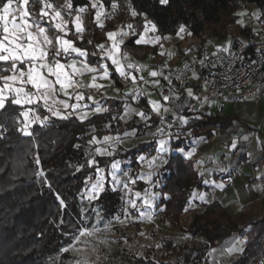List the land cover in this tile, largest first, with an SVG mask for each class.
<instances>
[{
	"label": "trees",
	"instance_id": "trees-1",
	"mask_svg": "<svg viewBox=\"0 0 264 264\" xmlns=\"http://www.w3.org/2000/svg\"><path fill=\"white\" fill-rule=\"evenodd\" d=\"M101 2L106 8H111L113 0ZM72 3L74 8L88 6L85 29L92 36L93 43L81 42L75 36L69 38L89 53L96 50L95 45L101 43L105 33L113 29L114 23L128 9V0H117L118 12L100 28L95 22V11L90 9L89 0H72ZM131 4L138 13L146 14L161 34H176L180 26L184 25L189 27L194 37L202 40H206L203 36L205 30L223 22V16L233 11L235 5H255L264 17V0H168L166 4L160 3V0H131ZM132 20L136 35H131L124 43L123 51L136 60L149 61L150 56L158 55L157 48L135 44L143 31L144 16L137 15ZM226 27L222 28V37L228 32ZM70 29L74 31L73 27ZM89 60L95 64L99 56L90 55ZM110 70L116 86L126 92L118 74L114 69ZM102 103L109 108L108 112L93 114L83 123L75 117L67 120L54 118L52 126L47 129L36 128L34 137L27 139L19 132L16 121L20 107L6 105L4 110H0V264H57L55 257L62 248L71 244L78 232L89 225L82 218L84 206L81 201L88 177H95V167L86 164L93 148L89 141L93 135L103 139L105 135L124 134L133 129L139 132V128L146 126L142 122L139 125L132 123L126 127L128 130L124 128L120 131L124 124L118 117L123 115L127 102L110 97L102 99ZM238 121L239 118L222 114H203L191 118L185 127L179 129L181 134L178 136V129L174 131L172 151L166 156V163L152 182L155 184L153 190L161 194V209L157 212L160 222L181 226L185 208L193 200L195 192L208 188L197 168V161L174 151H189L193 147V138L211 140L216 135L229 134ZM150 124L158 126L156 121ZM185 132L191 135H184ZM155 150L153 139L124 149L112 161L102 157H98L97 161L99 167L109 171L114 160H132L137 165L139 156H151L156 153ZM37 157L39 165L36 164ZM38 172L44 175H37ZM138 174L135 172L132 175L136 177ZM137 187L141 190L150 189L141 180H137ZM121 197L119 190L108 191L93 204L99 206L105 218L109 219L122 214ZM60 199L64 201V206H61ZM204 207L205 211L196 214L189 226L183 229L193 242L174 245L168 241L164 258L176 256L189 263L201 264L207 260L209 252L222 245L226 239L245 235L247 243L243 253L230 264H259L258 259L264 248V214L250 223L251 228L246 232V227L240 224L245 214L235 219L218 202L206 203ZM129 264L165 263L152 258L135 257Z\"/></svg>",
	"mask_w": 264,
	"mask_h": 264
},
{
	"label": "snow or ice",
	"instance_id": "snow-or-ice-1",
	"mask_svg": "<svg viewBox=\"0 0 264 264\" xmlns=\"http://www.w3.org/2000/svg\"><path fill=\"white\" fill-rule=\"evenodd\" d=\"M36 2L37 0H0V110H4L6 105H16L23 109L19 114L23 116L24 124L19 130L25 136L33 135L32 131L29 130L32 125L39 123L42 127L46 126L52 118L67 120L75 117L83 123L92 114L108 112V107L96 100L90 91L86 95L85 90L101 91V89L111 87L118 95L121 94V89L116 87V81L113 79V72L110 69H114V72L125 83L131 81L132 87L123 92L125 101L130 98L133 102H139L141 97L146 94L151 95V93L145 92L141 84L148 85L151 83L152 86H160L159 80L149 81L142 75L137 76L134 74L142 72L146 66L132 61L127 52H121V46L124 44L125 38L129 35H136L133 24L128 23L126 25L127 30L120 28L117 31L107 32L105 35L107 40L111 42L110 46L103 43L98 44L95 45L96 50L89 53L86 48L78 47L75 41L69 38L75 36L76 39L83 41L85 33L84 14L89 11L88 6L74 8L72 0H65L64 4L59 6L54 0H39L41 8L37 14L29 10L35 6ZM167 2L168 0H160L162 4ZM89 3L92 9H96L95 22L100 28H103L104 22L101 18L105 16L104 5L101 0H89ZM118 7L117 0H113L111 4L113 11L115 12ZM127 7L131 17L144 16L143 33L135 40V44H152L154 46L158 43L162 39L159 35L146 39L149 32L155 33L157 31V26L147 19L146 14L138 13L131 4V0H128ZM244 14L240 13L239 15ZM253 15L257 19L259 18V13ZM107 18H111V15L109 14ZM70 23L74 31L69 28ZM184 32L185 26L181 25L178 35ZM188 35H191V32ZM163 39H168V37H163ZM92 43L91 40L88 41V44ZM220 50L218 48V51ZM223 50L227 51V48ZM90 55H98L99 60L95 64L90 62ZM160 55H164V53L161 52ZM201 63L203 64V61ZM185 69H188L187 64H185ZM86 75L90 76L88 82L84 81ZM149 75L153 78L163 76V79L167 80L169 85L167 95L164 94L161 86L160 95L163 103L151 99L148 101L152 112L160 117V124L163 125L153 133L154 136L160 137L156 141L158 145L156 148L157 155L150 159L140 157V160L146 164L148 169H153L159 167L160 163L164 162L162 157L172 151L169 147V141L173 133L166 132V129L172 128L175 120H179L182 125H186L188 121L169 106L170 101L174 103L180 100L178 91L174 89L172 80L169 78L171 73L163 75V70H152ZM193 76H196L195 72H193ZM177 79H179V76H177ZM103 80L109 81L108 85L99 83ZM185 91L187 97L200 100V97L194 94L191 87L186 88ZM105 98L107 97L105 96ZM204 100L206 102L207 97ZM92 105L95 106L92 107ZM176 107H183V103ZM41 108L47 115L40 114L39 110ZM169 112L173 115V122L166 120V114ZM132 115L140 117L145 122L151 119L147 113L133 108L129 103H125L124 113L118 118L125 120L126 117ZM116 118L113 117V119ZM176 135L178 136L179 133H176ZM243 139L246 141L248 137L244 136ZM120 141L119 136L105 135L102 140L97 139L95 135L92 136L89 144L97 145V147L95 148V154H90L86 164L88 167H95V179L91 176L88 177L83 198L91 202L100 199L101 195L108 191L115 192L119 190L122 193L121 199L128 206L123 209L125 217L131 216V212L128 210L131 208L135 209L141 218L151 221L152 215L141 211V209L154 207L157 194L150 192L149 189H144L143 193L136 191L132 185H135L137 180H144L146 183L151 184L153 172H141L135 178L125 174L127 178H124L117 175L120 169V161H114L110 165V171L106 174L105 169L99 167V162L95 158V155H113L115 151L113 142L119 143ZM237 143V140L234 139L230 148L236 149ZM177 150L183 151L182 149ZM194 153L195 149L187 152L185 156L191 158ZM39 163L40 160L37 157L36 164L39 165ZM37 175L43 176L44 173L38 172ZM200 175H203V172ZM107 177H110V180ZM204 183H212L216 187L223 188V185L215 184V181L205 180ZM198 198L205 200V194H200ZM137 200H141L142 203L138 204ZM189 203L191 204V201ZM60 204L64 206L62 199H60ZM185 211H188V209L185 208ZM97 219H100L99 211H97ZM117 219L119 220V217ZM120 222L124 223L123 220ZM105 227L107 228L108 225ZM99 231L101 229L95 226L91 229L85 228L80 230L78 236L74 239L79 243L80 237L92 236ZM140 234L144 235L143 232ZM100 242L106 243V241ZM245 242L244 239L234 238L230 245L226 246V251L228 253L239 252L242 250L241 245ZM157 247H160V245H157ZM63 251L79 252L82 250L73 245L72 249L64 248ZM74 264H91V262L87 259L83 261L77 259Z\"/></svg>",
	"mask_w": 264,
	"mask_h": 264
},
{
	"label": "rangeland",
	"instance_id": "rangeland-1",
	"mask_svg": "<svg viewBox=\"0 0 264 264\" xmlns=\"http://www.w3.org/2000/svg\"><path fill=\"white\" fill-rule=\"evenodd\" d=\"M54 2L59 6L63 5L65 0H54ZM40 8L41 5L39 3V0H37L35 6L31 7L29 10L38 14ZM90 9H92L91 5ZM93 10L96 11V9ZM104 12L105 16H103L101 19L103 20L105 26L106 21L113 18L116 12H118V9L114 12L112 8H106L104 6ZM240 13L245 14L239 15ZM254 13H259L258 19L253 15ZM109 14L111 15V18H107ZM87 15L88 12L84 14V28L86 27L85 23ZM260 17H262V12L255 5L246 4L240 5V7L239 5H235L233 7V11H228L223 16V22L218 25H211L208 27V29L205 30L203 36L206 37V40L194 37L192 32L189 30V27L187 26H185V32L180 33L179 35V31L176 34L163 35L158 31L157 28V31L155 33L149 32L146 39L148 37H153L156 35L161 36L162 39L154 46L152 44L143 45L157 48L158 55H152L149 58V61L154 63L160 61L161 63L177 65L187 56L190 57V59L196 61L199 60L202 57L203 53L206 51H213L222 45L226 46L227 48H231L234 41L239 39L245 40L250 37V35L258 32L260 30ZM132 19L133 17H131L129 10L126 9L125 15L119 21L114 23L112 30L117 31L120 28H124L125 30H127L126 25L128 23L134 24V21ZM238 21H240V23H238ZM225 26H227L226 30L228 32L224 37H222L220 33ZM71 27L73 26L70 23L69 28ZM189 32H191V35H188ZM141 33H143V31ZM130 36L131 35L125 38L124 43L129 39ZM163 37H168V39H163ZM89 40L92 41V36L89 35L85 29L82 42H88ZM102 43L106 46H110L111 44V42L107 40L106 35L101 43L98 44ZM123 45L121 46L122 53L124 52L122 48ZM161 45H163V47H161ZM161 52H163L164 55H160ZM132 60L135 61L136 59L132 57ZM137 61L141 62L143 60L138 59ZM107 82L108 81L105 80V84ZM112 90L113 89L109 87V89L106 90L105 94L103 95L112 97L117 96V98L119 99L123 98V93L118 95L117 93H113ZM146 93H151L150 96L147 95L149 100L151 99L163 103L159 99L157 87L152 86V84L146 89ZM129 104H131V106L136 109L135 105H133L132 103ZM94 106L95 105H92V107ZM224 115L239 118V120L242 121V124L237 122L231 129V132L229 134L218 135L211 140L205 138H193L191 139L193 147H191L189 151L176 150L174 152H180L185 155L187 152L195 149V153L191 158L195 160L197 159L200 162V168H197L198 170H200V172H203L207 180L209 179L208 173L212 174L214 172H217L219 174V171H222L221 169H224V171L226 169L227 171H231L232 168L236 169L238 166H242V171L240 172L238 177H236V183L229 188L218 191V195H221L222 198H225L226 202L232 205L231 211L234 214V210H239L242 204L246 202V200H248L247 197L256 198L255 187H251L250 190L245 191L242 189L241 182L244 178L243 175L249 172L253 173L255 171V168L261 167V160L259 159L261 158L260 156L264 153V148L262 149V146L260 144L261 140L264 142V100L259 105H255L251 102L229 104L224 109ZM122 122L124 126L120 128V131L124 128L125 130H128L126 129V127H129L132 123H135L137 125L142 124L139 117L136 115L126 117L125 120H122ZM258 125H260V138L255 134ZM156 128L157 127L151 126V124H146V126L139 128V132L137 129H133L131 131L125 132L124 134L109 135L113 137L119 136L121 138V141L119 143L113 142V148L115 149L113 155H95L96 160L98 159V157H102L106 160L109 159L110 161H112V159L120 154L124 149H130L140 142L151 141L153 139H155L157 148L158 145L156 141L159 138H155L153 135ZM126 133L128 135H125ZM177 133L181 134V131H179L178 129ZM184 135L190 136L191 134L185 132ZM244 136H247L248 140L245 141L243 139ZM234 139L238 142L237 148L231 149L230 145ZM96 147L97 145H93V148L90 150L87 159L90 158V154H95ZM169 147L171 148V139L169 141ZM169 153H166L162 157L164 162L160 163L159 167L153 169H148L146 164L140 160V157L143 156L147 159H150L151 157L157 155V153L153 155L151 154V156H139L137 158V165H135L132 160H114L120 161V169L117 172V175L127 178L125 176V174H127V176H131L134 178L135 176H133L132 174H134L135 172H138L140 174L141 172L147 173L149 171H152L153 182V178L155 177L159 169L166 163L165 158ZM107 172L108 171L105 169L106 174ZM107 178L109 179L110 177ZM93 179H95V177H93ZM141 181L145 182L144 180ZM146 184L150 186V189H146H149L150 192L157 194L154 202V207L141 209V211H145L146 213L152 215L151 221L141 218L139 216V213L135 209L131 208L128 209L131 212V216L129 217H125L124 212H122L121 215L115 216L113 218H105V215L103 214L99 206H94V201L90 202L86 198H83V194L85 193L87 187L86 185L81 198L82 206H84L82 207V218L89 225L83 227L81 230L85 228L91 229L93 226H95L96 228L101 229V231L95 233L92 236L80 237L79 243H77L74 239L71 244L64 248L72 249L73 245H75L76 248L81 249L82 251L64 252V248H62L60 254L55 257V262L57 264H74V261L77 259L81 261L87 259L91 262V264H129L130 261L135 257H146L152 258L156 261L164 262L165 264H193L186 262L184 258L178 259L176 256L164 258V255L166 253V243L168 241H172L174 245H185L186 243L193 242L191 236L185 233L183 229L187 228L191 223L194 216L195 206H193V203H191V206L189 205L187 207L188 211H185L182 217L181 226H172L166 223H162L157 217V212L161 209V207H159L161 194L153 190V185L155 184ZM132 187L136 191H141L142 193L144 191L138 189L137 183L135 185H132ZM204 194L205 198L208 197V199L212 195V193L205 191ZM196 198L198 199V201H200L198 195L196 196ZM122 201L123 209L128 207L124 203L123 199ZM137 203L140 204L142 203V201L137 200ZM261 206L262 203H256V205L254 206L255 208H253V210L255 209L254 213L256 215L260 213ZM249 208H251V206H249ZM97 211H99L100 213L99 220L97 219ZM256 215H253L249 219L241 222V225L246 227V232L250 230V221L254 220V216L256 217ZM117 217H119V220L117 219ZM121 220H123L124 223H121ZM106 225H108L107 228L105 227ZM141 232H143L144 235H141ZM78 234L76 236H78ZM195 240L198 241V239ZM100 241H106V243H101ZM157 245H160V247H157ZM208 256L209 257H207V260H205L201 264H230L236 261L239 257V255L228 254V252L224 250L223 246L212 249L209 252Z\"/></svg>",
	"mask_w": 264,
	"mask_h": 264
},
{
	"label": "built area",
	"instance_id": "built-area-1",
	"mask_svg": "<svg viewBox=\"0 0 264 264\" xmlns=\"http://www.w3.org/2000/svg\"><path fill=\"white\" fill-rule=\"evenodd\" d=\"M218 48L221 49L218 51ZM213 51H206L203 53L199 60H192L190 57L184 58L179 64H166L151 61H137L131 60L145 65L146 68L140 73H134L137 76L142 75L146 80H159L160 86L157 87L159 99L163 102L160 95L161 86L163 87L164 94H168V81L163 79V76L150 77L149 72L152 70L161 71L163 75H169L172 80V86L178 91L180 100L169 102V106L177 111L180 115H183L187 121L196 116L203 114H222L224 109L229 104H241L251 102L255 105H259L264 100V17H260V30L250 35L245 40H236L231 48L226 46H220ZM227 48V51L223 49ZM215 53V55H214ZM203 61V64L201 63ZM185 64L188 65V69H185ZM193 72L196 76H193ZM179 76V79H177ZM151 85H142L146 92V89ZM132 87L131 81L127 83L123 81V89L128 91ZM191 87L196 96L200 97V100H195L187 97L185 91L186 88ZM206 89V90H205ZM207 97L205 102L204 98ZM125 100V99H124ZM147 94L139 100V102H133L129 98L127 103H132L139 107V110L147 113L151 119L145 122L140 119L142 123L150 124L153 121L157 122V128L162 127L160 124V117L152 112L150 105L148 104ZM183 107L177 108V105ZM29 107V106H25ZM35 107V106H32ZM23 109H19L17 116L18 130L23 127L24 118L19 113ZM41 115H47L41 108ZM166 120L173 122L174 118L171 112L166 114ZM54 118H52L46 126H40L36 123L30 127L32 136H25L20 130L19 132L24 138H33L36 128L47 129L52 126ZM185 127L179 120L174 121V126L170 129H166L174 134V131ZM156 128V129H157ZM156 129L154 133L156 132ZM256 135L260 138V125L257 126ZM160 138L159 136H154ZM167 138V137H165ZM262 149L264 148V142L260 141ZM225 187H230L234 183L233 176H227L222 179ZM259 264H264V248L263 252L258 259Z\"/></svg>",
	"mask_w": 264,
	"mask_h": 264
},
{
	"label": "crops",
	"instance_id": "crops-1",
	"mask_svg": "<svg viewBox=\"0 0 264 264\" xmlns=\"http://www.w3.org/2000/svg\"><path fill=\"white\" fill-rule=\"evenodd\" d=\"M89 80H90V76L86 75L84 77V81L85 82H88ZM99 83L104 84V85H108L109 81L106 84H105V80L99 81ZM108 89H109V87H107L106 90H108ZM106 90L105 89H101V91H96L94 89H87V90H85V92H86V95H87V93L90 91L95 96V99L102 103V99H105V96L107 98L112 97V96H108V95H103L102 94V93L105 94V91ZM112 91H113V93H116L114 90H112ZM121 93H123V92L121 91ZM122 97H123V95H122ZM114 98H117V96L114 97ZM117 99H119V98H117ZM123 99L124 98H122L120 100H123ZM136 109H138L137 106H136ZM92 115H90V116H92ZM222 115H224V112L222 113ZM238 123L242 124V121L239 120ZM143 124H145V123H143ZM216 136H218V135H216ZM260 157L261 158L259 160H261V167L260 168H255V171L253 173L252 172H249V173L243 175L244 178L242 179V182H241L242 189L245 190V191L250 190L251 187H253V188L255 187V189H256V198H252V197L251 198H248L247 197L248 200H246V202H244L242 204V206H241V208L239 210H237V211L234 210V214H233L232 211H231L232 205H230L228 202H226L225 201V198H222L221 195H218V191L223 190V189H226V188H229V187H225V185L222 182V179L224 177L233 176L234 177V183H233V185L236 183V177H238V175L242 171V166H238L236 169L235 168H232L231 171H227V169L225 171L224 170L223 171H219L220 172L219 174L217 172H214L212 174L208 173L209 174L208 181H215V184L223 185V188L216 187L212 183H208V184L204 183V185L206 187H208V188H206V190H203V191H196L195 194H194V197L195 198L193 197V200L191 201V203H193V206H195L194 207V216L196 214H198V213H202V212L205 211L204 204H206V203L207 204H211V203L218 202L235 219L239 218L242 214H245V218L240 221V224H241L242 221H244L246 219H249L253 215H256L254 213L255 209L253 210V208H255L254 206L256 205V203L257 204L262 203L260 213L257 214L256 217L254 216V220H251L250 223L255 222L256 220H258L264 214V153ZM196 161H197V167L200 168V165H199L200 163H198L199 161L197 159H196ZM199 172H200V170H199ZM203 177H204V181L207 180V178H206V176L204 174H203ZM204 191L205 192L212 193V195L209 197V199L207 197V198H205V200L198 201V199L196 198V196L198 195V197H199L200 194H204ZM205 201H207V202H205ZM189 205L191 206V204H189ZM249 206H251L252 209L249 208ZM235 236H238V237H235ZM234 238H241V239H244L246 242L243 245H241V248H242L241 251L234 252V253H228V254H233V255L235 254V255H239L240 256L243 253V251L245 249V246H246V243H247V237L246 236H243V235H234V236L226 239L223 242V244L220 245V246H223L224 247V250L226 251V246H229L230 245V242Z\"/></svg>",
	"mask_w": 264,
	"mask_h": 264
}]
</instances>
